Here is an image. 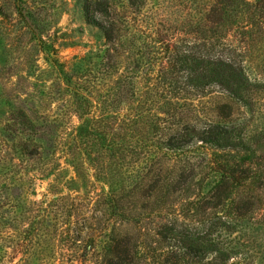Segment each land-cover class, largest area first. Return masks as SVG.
I'll list each match as a JSON object with an SVG mask.
<instances>
[{
  "label": "rangeland",
  "instance_id": "374dc122",
  "mask_svg": "<svg viewBox=\"0 0 264 264\" xmlns=\"http://www.w3.org/2000/svg\"><path fill=\"white\" fill-rule=\"evenodd\" d=\"M128 1L116 0L118 9ZM146 3V12L164 27L189 17L191 0ZM252 32L250 48L238 53L245 60L251 96L242 91L244 97L236 100L215 91L202 99L191 97L200 112L190 118L199 126L209 120L230 126L249 148L256 176L264 178V28L255 26ZM228 40L243 48L232 35ZM104 45L100 31L86 23L81 0H0V264H94L104 244L95 253L84 247L90 245L93 224L108 220L105 195L114 189L131 199L127 172L134 167L124 158V142L119 139L118 148L110 147L112 136L124 131L114 124L115 75L100 66ZM218 104L227 105L224 120L215 118ZM125 109L121 104L117 111L123 116ZM80 126L92 135L80 136L76 143L72 135H78ZM200 144L189 145L192 157L204 152ZM207 152L213 158V151ZM235 156L233 163L250 162L244 152ZM138 167L147 168L142 162ZM209 174L198 170L195 195L206 194L207 187L201 192L197 182ZM247 193L258 195L257 186L239 189L235 196ZM260 193L261 209L237 229L255 264H264V190ZM176 208L179 213L180 204Z\"/></svg>",
  "mask_w": 264,
  "mask_h": 264
},
{
  "label": "trees",
  "instance_id": "16d2710c",
  "mask_svg": "<svg viewBox=\"0 0 264 264\" xmlns=\"http://www.w3.org/2000/svg\"><path fill=\"white\" fill-rule=\"evenodd\" d=\"M81 1L86 23L105 40L100 66L115 75L114 124L124 135L114 134L110 147L118 148L122 139L124 158L134 167L127 172L131 199L114 189L105 195L108 220L93 224L84 252L95 253L104 244L94 264H255L237 229L261 209L257 201L264 178L256 176L249 148L230 126L210 120L199 126L190 117L200 112L191 97L202 99L215 91L236 100L251 96L245 60L238 53L250 48L248 35L255 26L264 28V0H191L187 21L171 27L154 21L144 9L146 0H129L122 10L116 0ZM230 35L243 48L230 45ZM121 104L126 106L123 116L117 111ZM225 106L218 104L216 119L227 118ZM78 130L72 135L76 143L92 135L84 126ZM191 143H201L204 152L192 157ZM237 151L250 162L233 163ZM140 162L147 168L138 167ZM200 168L210 177L197 185L201 192L204 185L208 190L195 195ZM255 186L258 195L236 197L239 189Z\"/></svg>",
  "mask_w": 264,
  "mask_h": 264
}]
</instances>
